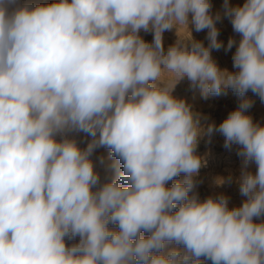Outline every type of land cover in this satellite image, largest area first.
<instances>
[{"label": "clouds", "instance_id": "1", "mask_svg": "<svg viewBox=\"0 0 264 264\" xmlns=\"http://www.w3.org/2000/svg\"><path fill=\"white\" fill-rule=\"evenodd\" d=\"M233 48L221 68L213 51ZM185 80L239 103L207 122L173 95ZM249 92L264 103V0H0V264H264ZM217 133L242 160L213 181L238 186L236 206L198 192L197 148Z\"/></svg>", "mask_w": 264, "mask_h": 264}, {"label": "rangeland", "instance_id": "2", "mask_svg": "<svg viewBox=\"0 0 264 264\" xmlns=\"http://www.w3.org/2000/svg\"><path fill=\"white\" fill-rule=\"evenodd\" d=\"M44 1L45 0H41L38 2L35 0H30V2L33 3H43ZM230 2L234 5H242L244 0H230ZM212 3L213 10L215 11L220 9L223 0H212ZM217 27L220 29V35L218 39L223 41L224 45L226 46L229 37L234 35L231 24L227 19H224L222 22H218ZM206 31L207 30L197 33L193 30L192 36L194 39L202 40L205 44H207L208 41L206 39ZM182 34L185 36L187 35L186 33ZM142 35H144L145 40L149 42L152 40L151 34ZM176 38L175 30L165 32V47L172 44ZM234 50L235 49L233 48L227 53L223 49L220 51H213V57L221 68L233 70L231 57ZM173 95L185 99L193 106L194 110L209 118L207 122H215L217 125L222 122L228 113L235 109L239 103V98L234 95L231 90H226V94H222L220 96H210L208 99H204L202 98L199 89L192 90L189 88L188 82L186 80L177 84ZM247 97L254 102L253 107L250 109V114L253 116L254 121L264 124V103L261 102L258 96H255L251 92L247 93ZM76 138L80 140L82 135L77 136ZM222 145L223 137L218 133L212 137L211 143H205L204 140L200 141L197 152L204 158L206 164L200 169L199 179L202 181V183L198 187V192L201 198H204L212 192H224L230 197V206H236L239 205L243 199V197L239 195L238 186L235 184H225L221 187H216L213 183L215 177L227 176L229 172H231L233 175H238L239 167L242 163L241 158L236 155L234 149L232 151H228L224 149ZM84 146L85 145L82 143L81 147ZM100 154L106 155V150L98 149L96 155ZM182 178L183 177H181V179ZM207 262L211 264L210 261ZM207 262H205V264Z\"/></svg>", "mask_w": 264, "mask_h": 264}, {"label": "bare ground", "instance_id": "3", "mask_svg": "<svg viewBox=\"0 0 264 264\" xmlns=\"http://www.w3.org/2000/svg\"><path fill=\"white\" fill-rule=\"evenodd\" d=\"M35 1L40 2L41 0H35ZM49 2H51V0H45L43 3H49ZM31 3H33V2H31ZM206 264H209V263L207 262Z\"/></svg>", "mask_w": 264, "mask_h": 264}]
</instances>
